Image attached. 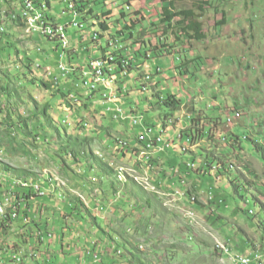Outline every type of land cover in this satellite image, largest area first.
<instances>
[{
	"label": "rangeland",
	"instance_id": "rangeland-1",
	"mask_svg": "<svg viewBox=\"0 0 264 264\" xmlns=\"http://www.w3.org/2000/svg\"><path fill=\"white\" fill-rule=\"evenodd\" d=\"M50 1L52 8L48 13L57 22L51 23H70L73 17L64 16L69 0ZM96 1L91 5L96 13L101 14L110 6L115 10L111 22L118 26L113 35L130 21V16L121 17L116 9L119 5L126 9V3L134 2L127 13L145 14V19L134 25V40L126 42H135L137 48L138 44L147 43L130 56L143 68L138 71L139 66H135L128 77L118 76L126 87L127 101L121 107L127 119L113 120L110 114H101L103 108L98 104L90 105L85 98L72 109L68 105L72 114L63 112V104L69 101L58 93V88L66 95L76 90L69 80L53 87L44 71L61 62L69 65L67 57L63 55L61 59L62 49L57 51L56 43L37 35L29 39L22 27L9 19L0 20V28L6 30L5 35H0V171L9 166L17 173L0 172V196L11 199V192L6 190L17 192L15 181L38 182L43 190H57L35 201L39 210L46 206L38 213L43 222L37 216L40 227L53 235L55 264H234V254L264 250V161L254 144L244 140L248 136L264 149V0H176L173 11L192 9L201 16L206 34L203 42L186 36L176 42L175 35L164 36L161 15L163 8H171L167 0ZM222 21L224 24L220 25ZM125 33V37L115 35L119 46L125 43ZM93 35L94 30L88 25L83 32L69 27V50L78 49L80 61L99 58L100 45L112 53L113 47L107 44H117L106 33L98 43L93 42ZM147 49L152 55L150 60H146ZM194 50L198 58H192ZM181 64L186 66L181 67V71L187 70L184 75L178 69ZM80 72L78 69L74 74ZM140 74L153 77L154 86L144 93L137 92L140 85L136 79ZM144 78L143 75L141 80ZM41 80L51 89L42 86ZM169 96L182 100L180 109L164 106ZM235 112L242 113V117H237L230 129L221 127L225 140L204 138L195 143L197 148L183 147L192 155L184 154L174 165L166 160L173 151L156 154L153 161L164 170L154 176L148 168L142 171V166L134 161L137 182L151 192L132 179L121 183L112 170L109 173L99 162L93 163L94 157L102 155L105 163L112 160L133 167L121 155L113 156V150L119 147L115 139L134 141L133 138L145 135L141 126L133 125L134 117H143L147 123L168 117L176 122V126L169 122L170 132L191 126L192 122L210 125L220 122L218 119L227 121L228 114ZM80 122H84L86 131L81 130ZM19 124L22 127L16 130ZM233 134L242 140V149L229 147L227 138ZM188 164L200 169L194 172ZM20 170L27 173L28 180H19ZM125 171L119 169V179L125 178ZM181 175L185 189L196 197L193 218L168 200L167 197L176 199V192L157 191L149 179L158 180L155 184L166 189L163 183L168 178L173 187L179 188L181 181H176ZM47 178L58 181L49 187ZM92 191L94 200L90 202L88 195ZM70 193L83 196L88 209L68 208ZM212 195L216 199L210 201ZM27 211L29 217L24 221L30 219V209ZM11 230L8 238L3 235L6 242L0 240V246L19 241V230ZM29 245L22 243L18 248L34 244ZM222 245L230 249L231 255L224 253Z\"/></svg>",
	"mask_w": 264,
	"mask_h": 264
},
{
	"label": "clouds",
	"instance_id": "clouds-1",
	"mask_svg": "<svg viewBox=\"0 0 264 264\" xmlns=\"http://www.w3.org/2000/svg\"><path fill=\"white\" fill-rule=\"evenodd\" d=\"M8 2H11V4H12V6L10 7V8H8V7H6L5 5H3L1 2H0V10L2 11V12H5V15L7 16V18L6 19H9V20H11V22H13L15 25H16V23L14 22V20H18L19 18H20V16H21V14H22V6L20 5V3L17 1V0H9ZM105 5V7H107L106 6V4H104ZM133 6V5H132ZM6 8L7 9V11H5V10H3L2 8ZM14 8H15V10H14ZM108 8V7H107ZM106 8V9H107ZM89 8H87L86 10H88ZM130 9H131V7H130ZM17 10H20V12L19 11H17ZM49 10H51V8H48V11ZM110 10H113V8L110 6ZM48 11H47V15H49V13H48ZM106 11V10H105ZM88 13V12H87ZM88 15V14H87ZM15 17V18H14ZM89 19H91L92 20V18H90V15H88L87 16ZM83 18H86V17H83ZM83 18L81 17V19L83 20ZM0 20H2V21H4L5 19H0ZM20 22H21V20H19ZM92 21H94V20H92ZM92 21H90L91 23H92V25L94 24ZM86 22V21H85ZM22 23V22H21ZM23 24V23H22ZM19 27H22L23 29H24V24H23V26L22 25H20ZM90 28H93L92 26H89ZM2 28V27H1ZM0 28V29H1ZM4 28V27H3ZM94 28H98L99 29V27H98V25H96V27H94ZM5 29V28H4ZM77 30V29H76ZM78 32H79V30H77ZM4 33H6V30L4 31V32H0V35H2V34H4ZM24 34H25V36L27 37V38H29V39H32V37H28L27 35H26V33H25V29H24ZM102 35V34H101ZM37 36H40V35H37ZM40 37H42V36H40ZM44 38V37H43ZM46 39H48V38H46ZM49 40V39H48ZM50 41V40H49ZM195 41V40H194ZM52 42V41H51ZM116 42L118 43V41H117V39H116ZM119 44V43H118ZM123 47H122V49L124 48V45H122ZM111 48V47H110ZM55 49L58 51L59 49H57V45H56V47H55ZM125 50H128V49H126L125 48ZM78 49H73V50H69L68 49V51H67V58H68V64L69 65H79V66H84L85 65V62L87 61V60H90V59H94V58H90V59H86V60H84V61H80V59H79V57H78ZM133 52H134V49H130V51L128 52V56H131L132 54H133ZM131 53V54H130ZM106 54H107V52H106ZM105 54V55H106ZM125 55H126V51H125ZM29 57H31V56H29ZM103 57V56H102ZM151 58V57H150ZM123 59H125V60H128L129 61V63H130V66H133V70H134V68H135V64H134V60H130V58L128 57V58H123ZM123 59H119V60H123ZM59 65V64H58ZM58 65H57V67H58ZM130 66H129V68H130ZM137 66H139L138 68H137V70L138 71H140V70H142V68H143V66L142 65H137ZM136 66V67H137ZM57 67H55V68H57ZM39 69L41 68V67H38ZM55 68H53V69H55ZM47 69H49V68H45L44 69V71H45V75H46V71H47ZM132 70V71H133ZM132 71H129V69H128V73H129V75H130V73L132 72ZM121 73V72H120ZM117 74H119L118 73V71H117ZM128 75V76H129ZM141 75V78H142V76L144 75L145 76V78L144 79H140V81H138V80H136V82L140 85V89H141V86L142 85H144V84H146L147 83V91L149 90V86H154V83H153V77L152 76H149L150 78H151V80L150 81H146V77L148 76V75H146V74H140ZM55 76L56 77H58V83L57 84H55V83H52L51 82V80L47 77V75L45 76L46 78H47V80L53 85V87H59L60 85H61V83H63L64 81H70L71 83H72V86L74 87V89L76 90V92L75 93H72V94H69V95H67V97H65L68 101H69V103H64L63 104V106H62V108L61 109H63V112H68L69 113V115L70 114H72L73 112L72 111H69L70 110V108L72 109V107L74 106V103H72V101H71V96H74L75 97V99H76V97H81L82 99H88L89 98V95L90 94H86V92L85 91H82V90H79V89H77L76 87H75V77L74 76H70V77H68L67 79H65V78H62L61 77V75L59 74V73H56L55 74ZM127 76V77H128ZM46 83V82H45ZM48 84V83H47ZM119 88L118 89H116V90H122L123 88L122 87H125V85H123V82L122 83H120L119 82ZM59 89V88H58ZM125 89H126V87H125ZM140 89H138L137 90V92L138 93H141V92H139V90ZM146 91V92H147ZM126 92V91H125ZM144 93V92H143ZM93 94V93H92ZM126 94V93H125ZM94 95H97V96H99V94H97V93H95ZM63 97V96H62ZM79 97H78V99H79ZM64 98V97H63ZM124 98H125V100L123 101V102H125V101H127V97L124 95ZM88 102V101H87ZM123 102H121V103H119V106L121 107V104L123 103ZM78 106L81 104V99H79V102L78 103H76ZM75 104V105H76ZM88 104H98V107H101V108H103V111H102V113L101 114H103V115H106V114H110L111 116H112V118H113V120H116V121H125V120H120V119H115L114 118V113H107L106 112V107L105 106H102V105H100L99 103H98V100L97 101H94V102H92V101H89L88 102ZM68 105H69V107L70 108H68ZM133 113H134V111L133 110H131ZM135 114V113H134ZM229 115V114H228ZM226 117H227V115H225ZM189 117V116H188ZM225 117V118H226ZM135 118H139V117H134V119ZM242 119V118H241ZM240 119V120H241ZM143 120H144V123H143V125H150V126H155V125H157V124H165V125H167L168 127H169V122H172V120H170L168 117L167 118H165L163 121H156V122H153V123H147L146 122V120L143 118ZM216 122V121H215ZM214 122V123H215ZM64 124H66V122L64 121L63 122ZM173 123V125L174 126H176V122L174 123V122H172ZM211 124H212V122H211ZM211 124L209 125V129L208 130H210L211 129V127L213 128V125L211 126ZM217 124H218V128H217V132H216V137H218L220 140H222L221 138H220V135H221V127H224V128H227L226 127V124H225V121L224 120H222V119H220V122H217ZM78 125L80 126V127H82V131L84 132V131H86V127H85V125H84V122H80V123H78ZM134 125V124H133ZM192 126H190V128L188 129V130H183V127L181 128V129H177V130H175V131H170V134H169V137H168V139L169 140H173L174 142H175V147H173L172 149H169V150H167V151H164V152H153L152 153V155H150V158L148 159V160H140L139 159V154H140V152H141V150H140V148H138V146L140 145L139 143H138V137L139 136H137V137H135V138H133V140L135 141V144L133 143L134 141H130V140H125V139H121V138H118V139H115V141H116V143L119 145V147H117V148H115L114 150H113V152H114V155L113 156H116L117 154H121L122 155V153L123 152H127V155H129V160H128V162H131L132 163V165H133V167L131 168V167H126L125 165H118L115 161H112V160H110V161H108V162H110V163H105V161H103V156L102 155H99V156H97V158H99L102 162H103V164L104 165H108L110 168H112L113 169V172L116 174V176H117V180L118 181H120L121 183H126L127 182V180L128 179H132L134 182H136L137 184H138V186H140L141 188H143L144 190H146L143 186H141L138 182H137V177H135V175L137 174V170H135L134 169V161H135V163L138 165V166H142V171L144 170V169H147L148 168V170H150L152 173H153V176H154V174L155 173H157L158 172V170H159V172L160 171H163L164 170V167L163 166H158L157 165V163L155 162V161H153L154 160V158L153 157H155V155L156 154H160V153H166V152H168V151H173V152H179L180 154H181V157H177V159L178 158H182V156L185 154V155H192V153H190V154H187L186 152H183L182 151V149H180V147L182 148L183 146H186V145H190L192 148H197L198 147V145L197 146H195V144L192 142V140H191V138L189 139V137H188V135L187 134H183L185 131H190L189 132V134L190 135H192V131H194L193 129H195V128H199L198 126H197V124L195 123V122H192V124H191ZM134 126H136V125H134ZM211 126V127H210ZM20 127H22V125L21 124H19V125H16V127H15V129L16 130H18ZM137 127H139V126H137ZM142 127V129H143V126H141ZM227 129H230V128H227ZM178 130H180L179 131V133H176L175 134V132H178ZM143 132H144V130H143ZM195 132V131H194ZM206 133V137H205V139L207 138L208 140H210L209 139V132H205ZM118 134H121V135H123L122 133H119L118 132ZM142 135V134H141ZM175 135V136H174ZM124 137V136H123ZM216 137H213V139L214 138H216ZM213 139H211V140H213ZM227 139H229V144L228 145H234V146H236L235 145V143H232L233 141H234V139H233V136L232 135H230L229 136V138H227ZM119 140L120 141H122L123 143H127L128 145H123V144H120V142H119ZM83 141V140H82ZM183 141H185V143H183ZM223 142V141H222ZM190 147V148H191ZM229 147H231V146H229ZM189 149V148H188ZM233 149V148H232ZM233 150H235V149H233ZM173 154V153H172ZM174 155V154H173ZM72 156V155H71ZM74 156V155H73ZM72 156V157H73ZM169 157H173L172 155H170ZM175 160L176 159H174V162H175ZM74 161H75V159H74ZM93 162V161H92ZM93 163H95V161L93 162ZM91 164V166H90V168L91 169H93L92 167L94 166V164ZM210 164V163H209ZM129 165V164H128ZM187 167H188V169H191L192 171H198L200 168H196V165L195 164H188L187 165ZM120 168H125L126 169V171L124 172V174H125V178L124 179H119V169ZM197 169V170H196ZM105 170H108L107 168L105 169ZM1 172V171H0ZM158 172V173H159ZM2 174L3 173H5L4 171H2L1 172ZM157 173V174H158ZM128 174H131V175H133V176H127ZM181 174V173H180ZM107 175H109L108 173H106V176ZM111 175V174H110ZM40 178V177H39ZM53 178V177H52ZM52 178H51V180H50V178H47V179H45V181L48 183V185H49V187H50V185L53 183V181L54 180H52ZM34 180H38V179H35V178H33ZM151 179V181H152V183L156 186V188H158V190H160V191H162V192H171V193H175L176 191H179V192H181V193H184L186 196H185V198H183L184 200H182V201H176V200H173V197H167L168 198V200L170 201V202H173L174 204H176V205H174V207L178 210V211H181L182 213H185V216H187L186 215V212L184 211V210H187V209H192L193 211H194V213H195V209L193 208V206H192V204H194L195 203V201H196V197L195 196H193V195H190V193H189V191L188 190H186L185 189V184H186V182L184 181V180H181V179H183V177H182V175H181V177H179V178H177L179 181H176V183H178V182H180L181 181V185L182 186H180L179 188H175V187H173L172 185H168V184H165V181H164V183H163V186L164 187H167L166 189H163V188H159L157 185H158V180H154L153 181V178L151 177L150 178ZM19 180H21V178H19ZM28 180V179H27ZM56 181H58V180H55L54 182H56ZM15 183H19V184H21V183H28V182H23V181H15ZM14 183V184H15ZM155 183H157V185L155 184ZM28 184H32V183H28ZM34 184H38L40 187H41V190H42V192L44 193V195L43 196H40V195H38V194H36V193H33L32 192V190H24V189H22V188H20V193L19 194H25L26 195V200H27V202H28V206H29V208L31 209V214L33 213V211H36V210H34L33 209V207H31V205H30V203H31V201H36V199H38V198H44V197H46V196H49V195H52V194H55L56 192H57V190H55V191H52L51 189H49V190H43V188H42V186L38 183V182H36V183H34ZM169 184H170V181H169ZM115 189H117V188H115ZM13 192L14 194H16L15 193V191H13V190H6V192ZM146 191H149V190H146ZM149 192H151V191H149ZM153 193V192H152ZM18 194V195H19ZM91 194V195H90ZM89 195H88V200L91 202L92 201V196H93V191L90 193ZM154 194H157V193H154ZM211 194V193H210ZM70 195L72 196V198H79L82 202H83V206H81L80 205V207L82 208V210L85 208V209H88V207L86 206V204H85V199H84V197L83 196H81L80 194H71L70 193ZM159 195V194H158ZM161 197H164V196H162V195H160ZM213 196V195H212ZM1 197V196H0ZM117 196H115V198H116ZM193 197H195V201L194 202H192L191 201V199L193 198ZM215 199V197H213L212 199H211V197L209 196V200L210 201H213ZM223 203V202H222ZM186 204H188V205H186ZM71 205V204H70ZM99 208V207H98ZM38 210H39V208H38ZM37 210V211H38ZM40 211V214L43 212V211H41V210H39ZM87 211H89V210H87ZM251 213H252V211H251ZM250 213V214H251ZM40 214H38V216L40 215ZM40 219H41V215H40ZM40 219H38V221L40 220ZM41 222H43V220L41 219ZM40 223V222H39ZM16 228H18V225H16ZM37 229H40V230H42V231H44V232H47V233H51L48 229H44V228H41V227H37ZM37 229L34 231V233L37 231ZM19 230V229H18ZM24 232V231H23ZM23 232H21V230H19V233H20V235L19 236H17L16 238L19 240V241H17V242H14L13 244H9L8 242V244L9 245H6V246H4V245H1V247H2V250H5L6 249V251L4 252V256L3 257H9L10 255H12V253L10 252L9 254H7V252L8 251H11L12 249H16V250H18V252L20 253L21 251H23V250H25V248H23V249H20V248H18V245L19 244H22V243H24V239L26 240L27 238H29L30 237V235H28V232H25L24 234H23ZM6 234H8V233H4L3 234V232L2 233H0V236L2 235V237H1V239L0 240H4L5 242H6V240H5V237H7L8 238V236L11 234V232L8 234V235H6ZM3 235H5V237L3 236ZM12 236V235H11ZM31 236H32V231H31ZM22 238V239H21ZM36 239H33V236H32V239L30 238V240L28 241V243L30 244L29 246H31L32 244H34L31 248L32 249H36L37 247L40 249V248H42V249H40V257H39V260L38 261H34V262H32V261H30V260H28V261H26V263L25 264H55V256L53 255V250H52V248H50V252H45L46 251V249H47V244H49V245H52L53 244V237H52V239L49 241V242H46L45 244H43L42 245V247L41 246H37V243H36V241H35ZM4 243V242H3ZM28 243H24V244H28ZM52 247V246H51ZM221 248L223 249V251H224V253L225 254H227V255H231L230 254V249L229 248H226L225 246H221ZM20 250V251H19ZM226 250H228L229 252L227 253V251ZM258 253H260V254H263L264 255V250H262V248L260 249V250H258V251H255L254 252V250L251 252V253H249V254H234V255H247V256H251V255H255V254H258ZM234 255H232V256H234ZM232 256H231V258H232ZM43 259H45V261H43Z\"/></svg>",
	"mask_w": 264,
	"mask_h": 264
},
{
	"label": "trees",
	"instance_id": "trees-1",
	"mask_svg": "<svg viewBox=\"0 0 264 264\" xmlns=\"http://www.w3.org/2000/svg\"><path fill=\"white\" fill-rule=\"evenodd\" d=\"M167 1L170 2V6L169 7H171V8L170 9L169 8H163V12H162V15H161V23L164 25V28H163L164 36H168L169 33L171 35H175V38H176L175 41L176 42H179L181 40V38L185 37V36L187 38H189L190 40H195V41H198V42H203L204 40H206V34L204 33L203 24H202V22H200L201 16L196 14V12L194 10H192V9L191 10H182V11H173L174 8H175V1L176 0H167ZM36 3H39V4L42 3V4L47 5L48 8H52V4H51L50 0H38V1L36 0ZM75 3H76V5H75ZM75 3H74V0H69V7H70V9L72 10V12L74 14L77 13V16H78L79 20L81 19L82 14L84 13V10L89 8L87 14L92 17V20L98 21L99 25L98 24L97 25L100 27V29L102 30L103 34L102 35L95 34L94 36L97 35L98 39L95 40L94 37H93L92 38L93 42L98 43L100 39L105 37L104 33L108 34L110 39L113 38V39L116 40L117 38H116L115 35H117L119 37L120 36L125 37V35H126L125 31L127 32L126 39L124 40L125 43L123 42L124 43L123 44L124 48L116 52V57L118 59H123V58H128V57L130 58V56H128L129 55L128 52L130 51V49L134 48V55H136L139 51H141V47H143V46L145 47L147 45L146 42H145L146 44H138L137 46H139V47L137 48V47H134V45L136 44L135 42L134 43H130V44H126V42H128V41L130 42V41L134 40V33H135L134 30H136V29H134V25L136 24L137 20H144L145 19V14L143 12L140 13V12L136 11V12L130 13V14L127 13V11H131V9L133 7L132 5H133L134 2L126 3L127 4L126 9H124V7L120 6V5L116 8L118 10V12L120 13L122 18L126 19L127 16H130V21H127L125 23L123 30L116 31L115 35H113L112 32H114L113 29L114 30L117 29L118 25L116 27H114V26H112V22H111V20L115 16V10H106V11L102 10L101 14H99V13H96L95 8L91 6L92 4H94V5L97 4L96 0H75ZM128 7H131V9L127 10ZM199 9H201V6L199 7ZM87 19H89V18L88 17L83 18V20L86 21L87 24H85V22L82 21V20H80V24H85V26L88 25V26L96 27V24L92 25V23L90 22V21H92L91 19H89L90 21H88ZM175 19H178V20L175 22ZM19 20H20V18L18 20H14V22L16 23L17 26H20V25L23 26V24ZM47 20L54 21L55 18H54L53 15L49 14V15H47ZM175 23H176V25H175ZM51 24H52V26L55 29L54 31L56 32V29L58 28V25L55 24V23H51ZM75 24H76V17H73V22L70 25L71 26H75ZM221 24H224V21H222V23H220V25ZM85 30L86 29L81 30V32H83ZM5 34L6 33L2 34V36L5 35ZM107 47H111L112 48L111 42H109L107 44ZM125 48L128 49V50H125ZM99 50L101 51V55L99 57L103 56L102 58H105L107 56V54H108L107 48H105L104 46H101L99 48ZM125 51H126V55H124ZM149 51L150 50H148V49L146 50V52H147L146 53V60H150L151 59L148 56V54H150V53H148ZM106 52H107V54H106ZM156 55H157L156 58H160L159 54H157V53L155 54L154 53V56H156ZM134 64L136 66L139 65V63H136L135 61H134ZM120 66H122L123 69H121V67L118 66V63H116V62L112 63V68L113 69H117V71L119 73V74H117L118 82L122 83V80L118 76L120 74H122L124 77H127L129 75L128 69H129V71H132L133 70V66L127 65V63H124L123 61H122V64H120ZM129 66H130V68H129ZM183 66H185V64L184 65L181 64L179 66V68H178L180 70V74L181 75H184V73H186V71H187V70H185L184 72L181 71V67H183ZM102 79H106L108 81L111 80L113 82V84H112L113 87L111 89H115V90L109 95V102L119 101L120 97L122 96L123 91H126V90L124 88L122 90H116V89L119 88V86H116V82L113 81V73H112V71L109 72V73H106V75H104L102 77ZM140 79H141V76H139L136 80L140 81ZM150 80H151V78H149V77L147 78L146 77V81H150ZM40 84L42 86H44V87H47V89H51L50 85L45 83L42 80H41ZM142 90H143V92H146L147 91V87L144 86L142 88ZM58 93H60L61 96H63L64 98L67 97L66 94L62 93V90L60 88L58 89ZM94 94L95 93L89 95V98L87 99L88 102L89 101L94 102V101H97V100L101 99L100 96H97V95H94ZM78 97H76V99L75 98L73 99L75 103L79 102V99L82 100L81 97H79V99H78ZM176 97L177 96H169V99L163 103L164 106H166L168 108H171V109H180L183 103H182L181 99H179L178 97L176 98ZM134 113H135V111H134ZM45 114H47V112ZM46 119L50 120V116H47ZM133 123L134 124L140 123V117L139 118H135L133 120ZM200 123L204 124V122L197 123V126L199 128L193 129L195 132L192 131V135L189 134L190 131L189 132L185 131L183 133V134H187L189 139L191 138V140H192V142L194 144L197 143V142L202 141L206 137V133L205 132H209V139L210 140L213 139V137H216V132H217V128H218L217 122H215V123L212 122L211 126L213 125V128L211 127V129L208 130V131H204V129L202 127L204 125L200 126ZM233 139H234V142H235L236 146L231 144V148L236 150L238 147L242 146V140H240L239 136L236 135V134H233ZM244 140L251 141L254 144V146L257 149V151L261 153L262 160L264 161V149H263V147H261V144L257 143L256 141L251 140V138L248 137V136H245ZM76 142L79 143V140H77ZM73 157H74V159L76 161L77 158H75V156H73ZM94 161H95V163L99 162L100 164H102L105 167V169L106 168L108 169L106 171H108L109 173H110L111 170L113 172V169L110 168L108 165H104L103 162L99 158L94 157ZM0 168H1V164H0ZM2 169L4 170L5 173L17 174L14 171V169L9 167V166H4ZM18 174L22 175L21 179H23V180H27V178H29V176L27 175V173L24 170H20V172H18ZM14 186L19 189L15 193L19 194L21 185L19 183H15ZM69 200H70V202L67 204L68 208L72 209V211H74V209H76V210H80L81 209L82 210L80 205L83 206V202L79 198H73V199L70 198ZM30 205H31V207H33L34 210H36V211H34L35 215H33V213L30 214V218H31L30 223L28 225H24L23 226L22 222H19V225L16 222L17 223L16 225H18V228L21 231H26V232H28V235H30L29 238H27L26 240L24 239V243H28L30 238L32 239V236H33V239H35L34 238V235H35L34 231L37 229V227H40V224H39V221H38V216H37L38 213H40V211L38 210L37 207H40V205L37 206L35 204V201H31ZM44 208H42V206H41V211H43ZM62 214L66 218L69 217V216L67 217L66 213H62ZM31 231H32V236H31ZM5 232H8V231L6 230ZM51 246L52 245L47 244V249H46L45 252H50ZM38 260H39V257L36 258L35 262L38 261Z\"/></svg>",
	"mask_w": 264,
	"mask_h": 264
},
{
	"label": "built area",
	"instance_id": "built-area-1",
	"mask_svg": "<svg viewBox=\"0 0 264 264\" xmlns=\"http://www.w3.org/2000/svg\"><path fill=\"white\" fill-rule=\"evenodd\" d=\"M20 5L22 6V14L20 16L21 22L24 24L25 33L28 37H32L34 35H40L44 38H48L50 41L56 43L57 45H60V48L62 49V45L68 44V30L69 27H72L74 29H77L79 31L86 29L85 24H80V20L76 14L72 12V10L69 8L65 9L64 16L67 14L71 15L72 17H76V25L75 26H68V22L64 24L58 23V30L57 34H50L46 31V24H47V17L46 13H38L37 10H35V0L33 2H25V0H17ZM107 10H110L108 7ZM130 10V7H129ZM7 16L5 15V12H2L0 10V19H6ZM15 18V17H14ZM26 25H34V32H26ZM5 29L2 27L0 29V32H4ZM119 50L122 49V46H119L117 43L116 46ZM116 57V56H114ZM64 58L61 55V59ZM121 61H124L121 60ZM110 63H111V57H110ZM127 65H130L129 61H126ZM87 65H95L98 68L100 67V57L95 59H90V61H86L84 66L82 67V74H74L73 73V66H79V65H66L63 62L59 63L58 67L53 69L49 68L46 71L47 77L51 80L52 83L57 84L58 83V77L55 76L56 73H59L62 78L67 79L70 76L75 77V87L79 90L85 91L86 94H92L97 93L101 97V99L98 100V103L102 106L106 107L107 113H114L115 119L120 120H126L127 117L124 114V111L122 107L119 106V103L123 102L125 100L124 95L125 91H123L122 96L120 97L119 101L116 102H109V95L115 90V89H108L107 88V81H104L101 77H96L95 74H87L86 73V66ZM111 71L113 73V81L116 82V86H119V82L117 79V69H113L111 66ZM75 98L74 96H71V99ZM237 117H242V113L235 112L233 114H229V121H225L226 127L230 128L236 123ZM144 123L143 117H140V123L134 124L136 126H142ZM150 134L149 136H143V144L145 146L151 147L152 149H155V152H164L169 150V142H172V140H169V131H162L160 130L156 125L150 126ZM220 137L223 138V140L226 139L224 137V134L221 132ZM149 158H145V160H148ZM150 179V178H149ZM21 188L24 190H32L33 193H36L40 196H43L44 193L41 190V187L38 184H20ZM152 185H154L152 183ZM157 191L158 190L157 188ZM8 192V191H7ZM185 194L181 193L179 191H176V201H182L185 198ZM186 199V198H185ZM194 202L193 200H191ZM21 207H29L28 202L26 200L25 194H14L11 192V199H4V194L0 197V233H10L12 228H16V224L19 222H22V225H28L30 223L29 221H22V215H21ZM30 209V208H29ZM186 212V215L189 217L195 216V213L192 209L184 210ZM31 214V209H30ZM17 222V223H16ZM17 230L19 228H16ZM8 232H5V231ZM20 230V229H19ZM23 232V231H21ZM26 231L23 232V234ZM6 234V235H8ZM49 233L44 232L40 229H37L35 232V236H42L43 237V243L45 244L47 242V235ZM2 235L0 236L1 239ZM24 247L20 248L23 249ZM5 250H2V247L0 246V264H10V260H18V264H25V256H32V262L36 260L37 257H40V250L33 249V251H26L23 250L20 253L16 249H12L11 251H8L7 254L10 252L12 255L9 257H3ZM20 251V250H19ZM227 253L229 252L226 250ZM232 261L234 264H264V255L263 254H255L251 256L247 255H234L232 256Z\"/></svg>",
	"mask_w": 264,
	"mask_h": 264
},
{
	"label": "bare ground",
	"instance_id": "bare-ground-1",
	"mask_svg": "<svg viewBox=\"0 0 264 264\" xmlns=\"http://www.w3.org/2000/svg\"><path fill=\"white\" fill-rule=\"evenodd\" d=\"M38 1V0H37ZM25 2H33V0H25ZM74 3H75V0H74ZM75 5H76V3H75ZM35 10H37L38 11V13H46V17H47V11H48V7H47V5H45V4H39V3H36V0H35ZM127 10H129V7L127 8ZM87 12H88V10H84V13L82 14V15H84V14H87ZM76 15H77V13H75ZM55 22V23H57L55 20L54 21H51V20H47V24H46V31L48 32V33H50V34H57V30H58V28L56 29V32L54 31L55 29H54V27L52 26V24L50 23V22ZM82 21H84V20H82ZM73 22V19L71 20V22L70 23H68V25L69 26H71L70 24ZM85 22V21H84ZM93 23L94 24H98V21H93ZM85 24H87L86 22H85ZM58 25V24H57ZM76 25V24H75ZM99 25V24H98ZM89 27V26H88ZM99 27V26H98ZM93 30H94V35L95 34H97V35H101V34H103V32H102V30L100 29V27H99V29L98 28H94L93 27ZM26 32H34V25H26ZM93 35V37H94V39L95 40H97L98 39V37H97V35L96 36H94ZM114 41H116V40H114ZM111 45H112V47H113V52L112 53H108L107 54V56L105 57V58H102V57H100V67H102V68H98L97 66H95V65H87L86 66V73L87 74H95V76L96 77H103L104 75H106V73H109V72H111V66H112V63H114V62H116V63H118V66L119 67H121V69H123L122 68V66H120V64H122V61L121 60H119L117 57H114V56H116V52L117 51H119V49L116 47L117 46V44H114L113 42H111ZM69 47H70V41H69V39H68V44L67 45H62V51L65 53H62V56L64 55V57H66L67 56V51H68V49H69ZM100 47H101V45H100ZM110 48V47H109ZM57 49H60V45H57ZM66 55V56H65ZM125 55V54H124ZM110 57H111V63H110ZM126 61L127 60H124L123 62L124 63H126ZM78 69H81V72L79 73V74H82V67L81 66H73V73H75V72H77V70ZM149 76H147V78H148ZM150 78V77H149ZM104 81H107V88L108 89H111L112 87H113V82L111 81V80H106V79H103ZM144 86H146L147 87V85L146 84H144V85H142L141 86V89H140V91H141V93H143V90H142V88L144 87ZM120 87V86H119ZM122 88H124L125 89V87H122ZM148 89V88H147ZM126 90V89H125ZM74 98H72L71 99V101H72V103H74V104H76L75 102H74V100H73ZM78 103V102H77ZM227 121H229V118H228V120ZM134 124V123H133ZM139 124V123H138ZM143 126V129H144V132H145V135L144 134H142V135H140L139 137H138V143L140 144L139 146H138V148H140V150H141V152H140V154H139V159L140 160H145V158H150V155H152V153L153 152H155V149H152L151 147H148V146H145L144 144H143V136H149V134H150V127H149V125H142ZM160 130H162V131H167V125H165V124H162L161 126H159V125H156ZM120 142V144H123V145H128L127 143H123L122 141H119ZM172 144L174 145V147H175V142L172 140V142H169V149H172L173 148V146H172ZM183 147H186L187 149L188 148H190V145H186V146H183ZM183 147L181 148L180 147V149H182V151L183 152H185V150L183 149ZM28 184V183H27ZM151 184H152V181H151ZM153 186H155V185H153ZM155 188H156V186H155ZM157 189V188H156ZM160 192H162V191H160ZM6 193V192H5ZM154 193V192H153ZM163 193V192H162ZM10 196V195H9ZM4 199H10L9 197H4ZM194 199L195 198H192V200L194 201ZM28 208L29 207H21V215H22V219H23V221H24V219L25 218H27V217H29V211H27L28 210ZM30 219L28 218V221H29ZM52 237H53V235L51 234V233H49L48 235H47V242H49L51 239H52ZM36 240V243H37V246H41L42 247V245L44 244L43 243V237L42 236H35L34 237ZM40 241V242H39ZM25 250L26 251H33V249L31 248V247H28V248H25ZM36 250H40L38 247L36 248ZM28 260H30V261H32V256H25V263H26V261H28ZM18 263V260H10V264H17Z\"/></svg>",
	"mask_w": 264,
	"mask_h": 264
},
{
	"label": "crops",
	"instance_id": "crops-1",
	"mask_svg": "<svg viewBox=\"0 0 264 264\" xmlns=\"http://www.w3.org/2000/svg\"><path fill=\"white\" fill-rule=\"evenodd\" d=\"M9 0H0V2L3 4V5H5L6 7H8V8H10L11 6H12V4H11V2H8ZM137 6V5H136ZM14 10H15V8H14ZM17 11H19V10H17ZM177 46V45H176ZM185 48V47H184ZM154 54V53H153ZM198 52H197V50H194V51H192V53H191V56H192V58H198ZM148 56L149 57H152V55H151V53L150 54H148ZM175 56V55H174ZM188 60V61H187ZM182 61V60H181ZM185 61H187V62H189L190 61V59H185ZM139 65H141V64H139ZM175 67V66H174ZM175 77V76H174ZM184 106V105H183ZM224 117H226L225 115H224ZM245 117V116H244ZM243 117V118H244ZM217 118H220V117H217ZM223 118V117H222ZM219 121H220V119H218ZM223 120V119H222ZM201 125H204V126H202L203 127V129H204V131H208V129H209V125H207L206 124V122L203 124V123H200V126ZM192 126V125H191ZM189 129L190 128V126H184L183 127V130H185V129ZM111 131H113V130H111ZM179 131L180 130H178V132H175V134L176 133H179ZM175 136V135H174ZM241 149H242V147H241ZM123 155H121L122 156V159L123 160H126L127 162H128V160H129V155H127V152H123L122 153ZM173 154L174 155H172L173 157H166V160L167 161H169L172 165H174V159H177V158H174V157H181V154L179 153V152H173ZM128 159V160H127ZM180 159V158H179ZM167 174H168V172H167ZM164 181H165V184H168V185H172L173 183L172 182H170V184H169V179L168 178H165L164 179ZM177 181H179V180H177ZM218 181H221V180H218ZM263 184H264V182H262ZM214 197V196H213ZM216 199V198H215ZM92 200H94V199H92ZM98 202L99 203H101L99 200H98ZM98 203V204H99ZM105 203V202H104ZM104 206V205H103ZM256 250H254V252H255ZM252 252V250L251 251H249V253H251Z\"/></svg>",
	"mask_w": 264,
	"mask_h": 264
}]
</instances>
